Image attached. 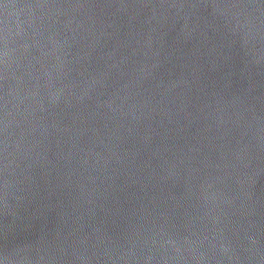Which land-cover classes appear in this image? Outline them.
I'll return each mask as SVG.
<instances>
[{
    "label": "water",
    "instance_id": "obj_1",
    "mask_svg": "<svg viewBox=\"0 0 264 264\" xmlns=\"http://www.w3.org/2000/svg\"><path fill=\"white\" fill-rule=\"evenodd\" d=\"M0 264H264V0H0Z\"/></svg>",
    "mask_w": 264,
    "mask_h": 264
}]
</instances>
